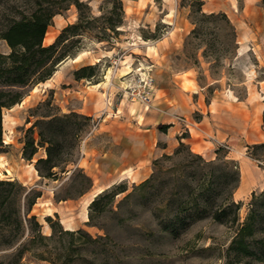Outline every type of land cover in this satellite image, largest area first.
<instances>
[{
	"label": "rangeland",
	"instance_id": "obj_1",
	"mask_svg": "<svg viewBox=\"0 0 264 264\" xmlns=\"http://www.w3.org/2000/svg\"><path fill=\"white\" fill-rule=\"evenodd\" d=\"M16 1L26 3L28 0ZM153 2L158 8L153 25L126 21L123 14L116 33L108 31L102 35L103 21L95 22L90 33L79 36V42L73 46L76 49L56 66L46 85H39L35 91L30 88L19 105L3 110L0 180L22 185L24 195L40 194L28 217L35 216L42 235L50 236L54 231L52 240L43 244L37 241V246L49 252L51 258L59 257L60 261L69 258L71 264H264V255L260 261L228 255L226 250L235 228L212 219L210 208L202 217L191 214L189 209L191 198L212 180L210 207L215 208L229 197L240 204L238 222L242 223L252 195L257 196L264 190V13L261 0ZM89 6L94 16L110 7L104 0H90ZM212 12L215 16H207ZM218 13H223L226 19ZM77 16L75 6L70 5L52 18L47 29L53 33L51 43L62 28L76 22ZM96 34L104 40H98ZM141 39L161 41L165 45L159 52L147 49L151 57H146L133 46L142 42ZM0 51H8L2 42ZM85 66L93 68L92 76L76 79L74 72ZM147 77L153 79V98L148 109L126 96L127 88H136L138 81ZM186 77L193 82L185 80L186 91L180 90L177 82ZM80 110L93 112L94 116L79 113ZM70 112L90 117L98 126L88 134L90 120V128L85 129L80 140L68 135L66 144L70 148L64 156L73 162L64 166V172L55 169L54 180L40 177L35 161L44 156V150L39 149L31 160L22 157L26 130L40 116ZM150 115L181 124L179 136L185 138L189 137L187 125L203 120L204 125L217 130L213 132L219 140L216 157L207 159L194 153L183 141L184 147L174 155L177 143L171 151L151 161L152 172L147 178L154 176L152 188L135 190L142 181L120 180L104 189L109 191L122 186L127 190L117 194L102 214H93L94 226L89 225L90 210L86 207L92 196V180L87 174L91 166L89 145L109 139L107 132L119 124L141 123ZM155 128L167 131V127L164 131L158 126ZM36 132L34 129L32 133L35 139ZM191 132L195 135L194 130ZM211 132L208 134L213 136ZM163 144L158 143V146ZM240 168L244 190L237 192ZM84 175L90 178V186ZM249 189L255 190L250 193ZM127 193H131V197L125 200ZM22 203L21 197V210ZM175 214H180V221L174 220ZM46 217H50L51 222H47ZM171 222L176 234L164 229ZM60 229H82L93 239L98 236L103 239L94 243L73 239L74 251L67 253L71 240L60 235ZM261 236L264 237V232ZM11 253L12 249L1 248L0 264H14ZM19 262L51 264L31 253H25Z\"/></svg>",
	"mask_w": 264,
	"mask_h": 264
},
{
	"label": "trees",
	"instance_id": "obj_2",
	"mask_svg": "<svg viewBox=\"0 0 264 264\" xmlns=\"http://www.w3.org/2000/svg\"><path fill=\"white\" fill-rule=\"evenodd\" d=\"M89 1L83 0H28L26 3L16 0H0V43H4L8 51H0V146L2 141V112L18 104L25 92L35 85L48 80L56 70V66L63 61L70 53L76 49L79 36L90 33L93 24L99 20L103 21L100 30L102 35L108 31L115 34L116 28L122 24L124 9L121 0H104L109 4V9L98 16L91 13ZM70 5H74L78 16L73 24H68L61 29L55 40L45 45L43 39L48 27L52 23V18L67 10ZM264 13V0H261ZM103 10V8H100ZM219 17L226 19L223 13H218ZM207 16L213 17L215 13ZM98 40H104L103 36L95 35ZM91 66L81 67L76 70V79L91 77ZM87 71H89L87 73ZM90 117L70 112L68 114L57 115L47 114L40 116L26 130L22 145V157L31 160L39 149L44 150V156L38 157L35 161V169L40 177L53 180L57 177V171L64 172V166L72 160L64 156L65 151L70 146L66 144V137L72 135L76 140H80L88 124ZM167 125H158L162 131ZM36 129L37 138L32 136ZM87 132V131H86ZM183 136L178 138L179 146L174 155H178L180 148L184 147L181 141ZM1 152V151H0ZM169 157V156H165ZM200 158V157H198ZM157 161L153 162L156 165ZM84 178L91 185L88 176ZM154 176L144 179L135 190H146L153 186ZM212 180L207 181L201 190L191 198V214L202 217L211 210V217L222 224H230L235 228L229 246L226 250L228 255L236 258H253L258 261L264 255V190L255 196L252 195L249 211L242 223L238 222L239 203L225 198L215 208L210 207L209 199L212 190ZM127 189L119 186L111 190H103L89 204V214L87 223L91 226L93 214H102L112 205L117 194L124 193ZM25 193L22 185L14 181L0 180V249H12L11 258L14 264H20V260L25 253H31L35 258L47 260L51 264H71L69 258L63 261L59 257L51 258L46 250H39L37 241H50L54 238V231L50 236H44L40 232V224L35 216L28 217V214L40 194L30 196ZM21 197L23 199L21 210ZM131 197L127 193L124 199ZM180 214L174 215V220H179ZM47 222H51L50 217H46ZM180 221V220H179ZM174 222L164 226V229L171 234H176ZM52 227V226H51ZM25 232H27L26 237ZM60 235L70 238L67 253L73 252V239H85V243H94L103 239L98 236L93 239L82 229L77 231L59 230ZM24 238V241L20 240ZM105 238H108L105 236ZM20 242V243H19ZM19 243V244H18ZM18 244V245H17ZM48 254V255H45Z\"/></svg>",
	"mask_w": 264,
	"mask_h": 264
},
{
	"label": "crops",
	"instance_id": "obj_3",
	"mask_svg": "<svg viewBox=\"0 0 264 264\" xmlns=\"http://www.w3.org/2000/svg\"><path fill=\"white\" fill-rule=\"evenodd\" d=\"M121 1L123 3L126 21L153 25V22L158 17L155 12V9L158 10V8H156L153 0ZM162 5L165 6V2ZM165 23L170 25L169 22ZM52 37L46 44L51 43ZM141 41L133 44V46H137L138 51L146 57H151L147 53V49L153 48L155 52H159L165 45L161 44V41L154 42L149 39H141ZM185 80L189 83L193 82L189 77L180 78L179 82H177L180 90L186 91V88L183 86ZM79 113L94 116L93 112L84 113L80 110ZM160 124L168 126L165 133L155 128ZM204 124L205 122L200 120L187 125L189 137L182 138L181 141L187 143L194 153L205 156L207 159H214L216 157L215 151L219 140L218 136H214L213 132L217 130L214 127H207ZM181 128V124L175 123L172 120H160V118L157 119L156 116L150 115L149 117L145 116L141 123L119 124L113 127V130H108L107 135H109V139L101 144H91L88 148L91 166L87 174L92 180L90 192L93 194L104 190L120 180H128L135 183L146 179L152 172L151 161L171 151L175 147L180 137ZM191 130L195 131V135L192 134ZM208 132L213 133V136L209 135ZM212 137L213 139H209ZM158 143L164 144L158 146ZM81 162L82 159L79 165H81ZM240 173L237 192L244 190L242 186L241 168ZM254 190L249 189V192L251 193Z\"/></svg>",
	"mask_w": 264,
	"mask_h": 264
},
{
	"label": "built area",
	"instance_id": "obj_4",
	"mask_svg": "<svg viewBox=\"0 0 264 264\" xmlns=\"http://www.w3.org/2000/svg\"><path fill=\"white\" fill-rule=\"evenodd\" d=\"M126 96L127 98H129V100H136L140 104H142L146 109H148L151 106L153 98V79L151 77H147L144 80H139L136 88H127ZM97 126L98 122H94V120H92L91 128L88 134H90L91 131H93ZM217 145L219 147V143H217Z\"/></svg>",
	"mask_w": 264,
	"mask_h": 264
},
{
	"label": "bare ground",
	"instance_id": "obj_5",
	"mask_svg": "<svg viewBox=\"0 0 264 264\" xmlns=\"http://www.w3.org/2000/svg\"><path fill=\"white\" fill-rule=\"evenodd\" d=\"M245 31H246V29H245ZM52 34L53 33H51V32H48V31H46V34H45V37H44V41H43V44H46V42L49 40V39H51V37H52ZM246 35V34H245ZM245 37V36H244ZM243 37V38H244ZM243 40V39H242ZM239 41V40H238ZM244 41H245V38H244ZM263 41V40H262ZM261 42V41H260ZM262 44V43H261ZM251 47H252V45H251ZM246 48V47H245ZM262 48V47H261ZM248 49V48H247ZM263 49V48H262ZM239 50V49H238ZM255 52V51H254ZM75 57V56H74ZM73 59V58H72ZM71 60V59H70ZM47 82H48V80H46L45 82H41V83H39V84H37V85H35L33 88H32V91H35V90H37V88H38V86L39 85H46L47 84ZM20 103V102H19ZM19 103L18 104H16V105H19ZM16 105H14V106H16ZM245 178V177H244ZM103 190H101V191H98V192H96V193H93L92 194V196H91V198L87 201V203H86V207L87 206H89V204H90V202L94 199V197L96 196V195H98L100 192H102Z\"/></svg>",
	"mask_w": 264,
	"mask_h": 264
}]
</instances>
